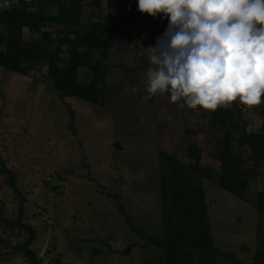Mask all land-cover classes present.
<instances>
[{
	"label": "rangeland",
	"instance_id": "rangeland-1",
	"mask_svg": "<svg viewBox=\"0 0 264 264\" xmlns=\"http://www.w3.org/2000/svg\"><path fill=\"white\" fill-rule=\"evenodd\" d=\"M82 19L83 26L99 20L108 32L105 62L111 72L102 104L62 96L47 65L27 74L0 65V168L4 164L12 170L21 190L9 185L8 173H0L1 216L17 218L23 206V222L37 232L30 247L41 258L45 255L38 264H264V211L256 206L264 188V159L256 169L252 160L246 161L255 172L247 198H242L216 182V151L223 144L214 138L210 110L187 104L181 108L182 100L170 99L172 92L142 99L147 95V48L163 35L168 19L140 13L137 0H85ZM60 26L55 21L43 26L52 32L53 39L45 41L48 47L56 44ZM23 36L40 39L42 31L25 27ZM60 55L67 57V49ZM79 72L84 77L91 71L82 66ZM235 102L241 126L258 130L264 103L231 104ZM117 140L121 148L114 145ZM192 142L201 150L200 164L215 168L214 178L201 180L189 167L193 184L204 187L207 203L203 225L195 230L187 222L180 224L171 171V156L184 165L195 163L188 153ZM245 148L233 141L234 151ZM55 174L58 180L51 185ZM179 224L187 226L184 235L206 232L204 240L212 247L189 242L176 255L151 241V235L164 238L176 232ZM27 235L0 220V259L30 264L20 246Z\"/></svg>",
	"mask_w": 264,
	"mask_h": 264
},
{
	"label": "trees",
	"instance_id": "trees-1",
	"mask_svg": "<svg viewBox=\"0 0 264 264\" xmlns=\"http://www.w3.org/2000/svg\"><path fill=\"white\" fill-rule=\"evenodd\" d=\"M84 1L23 0L20 6L0 12V23L4 25L3 30L0 31V65L22 74H27L37 65H47V74L53 79L54 85L61 90L62 96L73 94L91 103L102 104L107 75L111 72L105 62L108 56L109 37L107 28L99 20H91L87 26L82 25ZM92 1L99 3V0ZM54 6L57 7V11L50 12L48 8ZM47 21L61 24L54 36L56 44L53 47H48V42H45L53 39L52 32L43 29ZM25 27L33 33L42 31V37L26 39L23 36ZM64 49H67L68 56L63 58L60 54ZM100 51L103 57L97 58L95 53ZM62 59L65 60L64 63H61ZM82 66H86L91 71L84 77H81L79 72ZM239 111L237 102L227 106L221 105L216 110H210L209 123L213 128L216 142L223 144L216 151V158L220 161L217 184L242 198H247L249 179L255 170L247 166L246 161L252 160L255 169L262 165L264 120L258 130H249L245 124L241 126L237 116ZM259 112L264 116V104ZM70 124L74 128L73 123ZM204 138L209 137L206 135ZM234 140L244 148L248 146V149L245 152L234 151ZM188 153L196 159L195 163L184 165L176 157L171 156V171L180 224L187 222L191 229L195 230L203 225L207 203L205 189L202 185L193 184L189 167L199 173L201 180L202 177L214 178L215 168L211 164H200L201 150L196 147V142L188 145ZM0 173H8L6 179L9 185L21 194L12 170L3 164ZM25 199L22 196L21 204ZM256 206L264 211V188L257 193ZM22 214L21 205L20 215L17 218L3 217L0 214V220L10 227H21L28 232L20 246L30 258V264H38L42 258L30 247L37 232L31 224L23 222ZM180 224L174 225L176 232L169 231L164 238L156 234L151 235V241L176 255L184 247L183 245L189 242L203 249L212 247L211 241L204 240L206 232L198 235L191 231L184 235L187 226Z\"/></svg>",
	"mask_w": 264,
	"mask_h": 264
},
{
	"label": "clouds",
	"instance_id": "clouds-1",
	"mask_svg": "<svg viewBox=\"0 0 264 264\" xmlns=\"http://www.w3.org/2000/svg\"><path fill=\"white\" fill-rule=\"evenodd\" d=\"M15 2L3 0L0 10ZM137 7L154 19H168L163 35L147 48L142 99L172 92L173 102L182 100L179 107L205 110L237 100L261 104L264 0H137Z\"/></svg>",
	"mask_w": 264,
	"mask_h": 264
},
{
	"label": "water",
	"instance_id": "water-1",
	"mask_svg": "<svg viewBox=\"0 0 264 264\" xmlns=\"http://www.w3.org/2000/svg\"><path fill=\"white\" fill-rule=\"evenodd\" d=\"M114 145L115 146H118V147H122V144H121V142L119 141V140H117V141H115L114 142ZM57 180H58V176H57V174H55L54 175V179L51 181V185H53V184H55L56 182H57ZM68 211H70L71 210V207L69 206V207H67L66 208ZM130 251V247H127L126 249H125V252H129ZM42 258L43 259H45V255L43 254L42 255Z\"/></svg>",
	"mask_w": 264,
	"mask_h": 264
},
{
	"label": "built area",
	"instance_id": "built-area-1",
	"mask_svg": "<svg viewBox=\"0 0 264 264\" xmlns=\"http://www.w3.org/2000/svg\"><path fill=\"white\" fill-rule=\"evenodd\" d=\"M23 0H17V2L15 3H12L11 4V7L8 8V9H11L13 7H17V6H20L22 4ZM0 3H3V0H0ZM8 9H4V10H8ZM4 10H0V12L4 11Z\"/></svg>",
	"mask_w": 264,
	"mask_h": 264
},
{
	"label": "crops",
	"instance_id": "crops-1",
	"mask_svg": "<svg viewBox=\"0 0 264 264\" xmlns=\"http://www.w3.org/2000/svg\"><path fill=\"white\" fill-rule=\"evenodd\" d=\"M41 253V252H40ZM5 257V256H4ZM6 258V257H5ZM5 261H7V260H2V259H0V264H7Z\"/></svg>",
	"mask_w": 264,
	"mask_h": 264
}]
</instances>
